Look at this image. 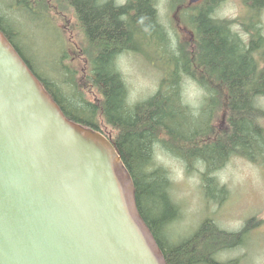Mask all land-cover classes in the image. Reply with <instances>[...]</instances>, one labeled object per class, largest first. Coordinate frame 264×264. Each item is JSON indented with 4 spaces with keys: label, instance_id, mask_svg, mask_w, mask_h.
<instances>
[{
    "label": "trees",
    "instance_id": "obj_1",
    "mask_svg": "<svg viewBox=\"0 0 264 264\" xmlns=\"http://www.w3.org/2000/svg\"><path fill=\"white\" fill-rule=\"evenodd\" d=\"M42 1L48 0H36V3L41 6ZM65 1L74 7L85 33L88 44L83 54L91 64L88 83L82 86L74 80L73 89L83 94L94 87L101 95L100 102H87L81 97L80 105L85 106L81 109L88 112L87 117L76 113L80 106L65 104L59 90L37 72L20 50L13 38L15 32L11 33L1 20L0 28L64 113L112 140L133 177L139 210L162 248L167 264H230L219 261L215 255L241 245L246 234L264 220L254 216L233 232L205 219L188 238L166 246L162 233L179 216V207L169 193L171 181L167 169L154 162V145L162 143L190 171L201 165L206 196L211 187L220 188L214 174L232 156L264 165V109L260 103L264 97V65L259 69L253 57L255 51H262L259 53L264 62V43L254 39L250 48L247 47L244 37L238 36L240 32L232 31V21L216 16L218 0H202L194 5L189 0H169L171 7L179 11L182 24L192 28L194 44L179 43L178 39L177 47L184 63L180 64L176 57L174 68L160 81L158 90L130 104L126 81L116 65L118 56L128 50L151 58L141 50L139 40L146 39L152 48L153 41L172 45L174 34L159 18L158 1ZM248 13L246 17L252 15V11ZM242 25L245 33L252 27L247 23ZM184 76L193 78L205 92L198 106L187 102L183 94ZM219 117L224 126L216 127L214 122ZM221 190L227 191L224 187Z\"/></svg>",
    "mask_w": 264,
    "mask_h": 264
},
{
    "label": "water",
    "instance_id": "obj_2",
    "mask_svg": "<svg viewBox=\"0 0 264 264\" xmlns=\"http://www.w3.org/2000/svg\"><path fill=\"white\" fill-rule=\"evenodd\" d=\"M0 264H167L111 139L69 119L1 29Z\"/></svg>",
    "mask_w": 264,
    "mask_h": 264
},
{
    "label": "rangeland",
    "instance_id": "obj_3",
    "mask_svg": "<svg viewBox=\"0 0 264 264\" xmlns=\"http://www.w3.org/2000/svg\"><path fill=\"white\" fill-rule=\"evenodd\" d=\"M157 1L161 22L174 34L172 45L167 44L168 49L164 42L158 45L153 41L152 48L146 39L139 40L137 44L151 58L128 50L118 56L116 65L126 81L130 104L158 90L160 81L174 68L176 57L180 64L184 63V56L177 47L178 39L179 43L195 40L190 34L192 28L182 24L179 11L171 7L169 0ZM39 3L41 6L36 0H0V20L11 33L15 32L13 38L20 50L37 72L59 90L65 104L80 106L76 113L87 117L88 112L81 109H85L80 105L81 97L87 102H100L101 95L94 87L83 94L73 89L74 80L85 86L91 71V64L83 54L88 43L75 9L65 0ZM243 14H246L245 9L225 4H220L216 11L220 19L230 18L232 31L240 33L244 32L243 25L234 23ZM204 77L202 74L201 78ZM183 94L193 106L201 104L206 96L203 88L189 76H184ZM214 123L216 127L224 126L220 117ZM154 150V162L167 169L171 181L169 193L179 207V216L162 233L166 246L188 238L205 219L233 232L239 231L253 216L264 220V165L242 156H232L214 174L220 182L219 187L227 191L211 187L206 196L201 165L194 171L188 170L186 163L162 143L155 144ZM215 257L230 264H264V221L246 234L241 245L217 253Z\"/></svg>",
    "mask_w": 264,
    "mask_h": 264
},
{
    "label": "flooded vegetation",
    "instance_id": "obj_4",
    "mask_svg": "<svg viewBox=\"0 0 264 264\" xmlns=\"http://www.w3.org/2000/svg\"><path fill=\"white\" fill-rule=\"evenodd\" d=\"M217 3L219 5H232L237 9L252 11V15L246 17L243 16V14L241 15V17H239L240 19H237V22L241 25L245 23L252 25V27L247 30L245 34L242 35L241 33H238V36H241L242 38L244 37V42L249 48L251 46V41H254V39L258 40L262 44L264 43V0H218ZM259 52L262 51H255L253 57L254 60L258 63V68L262 69L264 62ZM261 98V108L264 109V97Z\"/></svg>",
    "mask_w": 264,
    "mask_h": 264
},
{
    "label": "bare ground",
    "instance_id": "obj_5",
    "mask_svg": "<svg viewBox=\"0 0 264 264\" xmlns=\"http://www.w3.org/2000/svg\"><path fill=\"white\" fill-rule=\"evenodd\" d=\"M245 15H249L248 10H246V14H244L243 16H245ZM226 19H230V18H226ZM243 33H245V32H243Z\"/></svg>",
    "mask_w": 264,
    "mask_h": 264
}]
</instances>
